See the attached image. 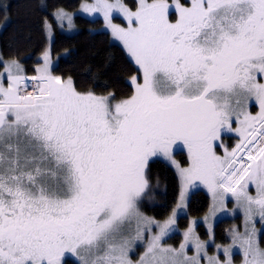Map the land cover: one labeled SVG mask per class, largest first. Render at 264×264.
<instances>
[{
    "label": "snow or ice",
    "instance_id": "snow-or-ice-1",
    "mask_svg": "<svg viewBox=\"0 0 264 264\" xmlns=\"http://www.w3.org/2000/svg\"><path fill=\"white\" fill-rule=\"evenodd\" d=\"M84 10L103 16L137 66L131 94L117 100L112 92L77 91L71 78L49 71L47 49L30 77L15 59L0 60L7 72V86L0 84V264H133L131 242L143 241L145 231L135 264H201L204 245L192 225L179 249L161 243L197 184L212 198L210 216L227 211L228 194L244 214L226 259L205 253L207 264H233V246L242 264H264L252 224L256 215L264 222V0H138L134 11L122 0H96ZM114 11L127 27L112 23ZM26 80L36 82L32 92ZM224 132L239 142L219 155ZM180 147L187 167L172 158ZM160 156L181 181L163 223L139 206L149 161ZM190 241L197 256L184 251Z\"/></svg>",
    "mask_w": 264,
    "mask_h": 264
},
{
    "label": "trees",
    "instance_id": "trees-1",
    "mask_svg": "<svg viewBox=\"0 0 264 264\" xmlns=\"http://www.w3.org/2000/svg\"><path fill=\"white\" fill-rule=\"evenodd\" d=\"M82 1L85 0H0V24L7 19L0 32V55L4 59H17L24 67L25 76H34L38 56L47 44L45 22H51L54 29L51 53L59 57L52 74L71 78L79 92L92 91L97 95L112 92L117 100L127 98L131 94L130 78L138 70L122 47L110 40L108 33L96 31L102 24L99 19L76 16L74 23L78 31L75 34L67 35L58 30L54 11L73 10ZM127 1L134 7V0ZM63 54L66 55L62 57ZM34 84V81L29 82V92L34 90ZM147 180L140 208L149 217L165 219L178 200L177 175L167 163L154 159L149 162ZM209 204L204 192L192 193L180 226L184 228L190 218L204 215ZM180 239L175 235L168 242L176 246Z\"/></svg>",
    "mask_w": 264,
    "mask_h": 264
},
{
    "label": "rangeland",
    "instance_id": "rangeland-1",
    "mask_svg": "<svg viewBox=\"0 0 264 264\" xmlns=\"http://www.w3.org/2000/svg\"><path fill=\"white\" fill-rule=\"evenodd\" d=\"M134 1H135V4H134V7H132L129 4V2H131V1L128 2L127 0H122V2L125 3L133 11L135 10V7H136V4H137L138 0H134ZM110 2H114V0H110ZM95 3H96V0H85V1H82L79 4V6L76 7L75 9H73V10L57 9V10H63V12L67 14L62 19L57 17V10H55L54 13H53V18H54V20H55V22L57 24L58 30L60 32L64 33V34H67V35L75 34L78 31V28L76 27V25L74 23V19H75L76 16H81V17H84V18H87V19H90V20L99 19L102 22V24L96 29V31H103V32L108 33L109 37H110V40L113 43L118 44L124 50L123 45L118 40L114 39V37L112 36L111 30L105 25L103 16L99 12L89 13V12L84 10V6L85 5H92V4H95ZM68 17H71V19L69 20ZM174 18H175V16H174V9H173L172 19L174 20ZM6 23H7V19L2 24H0V32L4 28ZM112 23L118 24V25H120L122 27H127V21L125 20V18L119 12H116V11H114L112 13ZM45 34H46V40H47V44H46L45 50L47 49L49 51L50 60H51V64L49 66V71L52 72V69L57 64V62L59 60V57L53 56L52 53H51V44H52V41L54 39V29H53V25L51 24V22L47 21V28L45 27ZM43 52L38 56L39 63L35 67V75H37V69L40 68L43 65V59H42ZM125 53L128 56L126 51H125ZM65 55L66 54H63L62 57L65 56ZM128 58L131 60V58L129 56H128ZM0 60H2V62H7V61L12 60V59H4L0 55ZM15 60L21 65V67L24 70V67L21 64V62L18 61L17 59H15ZM2 62H0V84H3L6 87L7 86V72L4 71V67H3V63ZM133 64L135 65L134 62H133ZM136 68H137V66H136ZM23 74L25 75V71L23 72ZM26 77H30V76H26ZM62 79L67 80L68 78H62ZM31 81L32 80H26V82H25L26 85H27V91H29V89H30L29 82H31ZM261 82H264V79H262ZM249 111L253 115H255L259 111V108H258V106H255V102L254 101L249 102ZM230 133L231 132H227L226 134L228 135ZM223 135H225V132L222 133V138H223ZM222 140L221 141H217L216 144H217V147L220 146L221 143L223 144V147H221V149H223V153H224V147L226 145H225L224 142H222ZM179 152H183L186 156L183 155V154H179ZM172 158L181 167H187L188 166V154H187V151L185 149H183L182 147L176 148L174 150ZM178 158L179 159L185 158L186 164L184 166H182L181 165V161ZM154 159H159V160L164 161L176 173L177 178H178V182H179V196H178V200H177V203H178L179 199H180L181 181H180V177H179V173H178L177 168L171 163L170 160H167V159H165L162 156L153 157V158L150 159V161L154 160ZM251 186L252 185H250L249 188ZM146 190H147V188L145 189L144 193L142 194V197L144 196ZM196 191H202L208 196L209 201H210L209 208L211 207L212 198H211L210 194L208 193L207 189L203 185L197 184L196 187L189 188L188 192H187V195H186V199L184 201L185 207L177 209V217H176L177 222L173 226V230L170 231L168 233V235L163 237L161 243L164 244L165 246L174 247L176 249H179L180 244L184 242V233H185V231L188 229V227L190 225H192L194 236L196 238H198L204 245L203 249L199 253V259L201 261V264H207V257H212V256H215L217 259H219L221 261H224L226 259L225 255H224V248L233 244L231 230L233 228H236L238 231H243L244 230V214H243V212L241 210L236 208V202L231 197V194H229V195H226V197H225V207L227 208V211H220V212H217L215 215H211L210 216L209 208H208L207 212L204 215H202L201 217H198V218H190L188 220V222H187L186 227L182 228L180 226V224H179L180 218L182 216H186V214H187V204L189 202L190 196H191L192 193H194ZM142 197H141V199H142ZM229 201L231 202V205H228ZM140 202H141V200H140ZM177 203H176V205H177ZM176 205H175V207L173 209H176ZM173 209H172V211H173ZM140 211L142 212L141 208H140ZM172 211L165 219H162V220H158V219H155V218H153V219L163 223L169 216H171ZM142 213L145 216H148L144 212H142ZM206 216L209 217L208 223L211 224V236H209L208 223L205 222V217ZM235 217H239V218L237 219V221H235L234 225H232V227L230 228V231H228V233L226 235V238H227L228 242L221 243L218 240L216 241L215 237H214V233H213L215 225L221 220H224V219L233 220V219H235ZM192 222H195V223L193 224ZM257 222H259L260 224L256 225ZM262 223H264V222H261L260 217H258V215H257V217L253 218L252 224L255 225V228L257 230V234H256L257 235V240L260 242L261 247H264V242L261 243L260 238H259L260 235H261L260 233L262 231V227H261ZM199 225H201V227ZM152 228H153L152 234H155V232H156L155 225H153ZM175 234H180L181 235V239H180L179 243L176 246L173 245L172 242H168V239L173 237ZM134 235H135V231H134V228H133L131 236H134ZM148 236H149V234L147 233V231H145V234H144L145 238H144L143 241L132 240V242H131V251L129 252V258L133 261V264H135V262L137 260H139L140 256L142 255V253H143V251H144V249H145V247L147 245ZM218 245H219V247H217ZM184 251L189 257L197 256V250H196L194 244L191 241L188 243V245H187V247L185 248ZM231 252H232L233 264H242L243 256H242V253L240 252L239 248L236 247V246H233L231 248ZM205 253H207V257L205 256Z\"/></svg>",
    "mask_w": 264,
    "mask_h": 264
},
{
    "label": "flooded vegetation",
    "instance_id": "flooded-vegetation-1",
    "mask_svg": "<svg viewBox=\"0 0 264 264\" xmlns=\"http://www.w3.org/2000/svg\"><path fill=\"white\" fill-rule=\"evenodd\" d=\"M227 132H225V135H223V140L222 142L225 143V147L224 148H227L229 151H231L232 148H234L236 146V144L239 142V136L235 133V132H231L230 134H226ZM219 147V148H218ZM218 154L219 155H223V149H221L220 146H218ZM179 154H183L185 155L183 152H179ZM186 156V155H185ZM179 159V158H178ZM181 161V165L184 166L186 164V160L185 158L183 159H179ZM249 194L250 195H253L255 196L256 195V189H255V186H251L249 188ZM229 195V194H228ZM228 198V197H227ZM188 205V204H187ZM228 205H231V202L229 201L228 202ZM240 217V216H239ZM239 217H235V219L231 220V219H224V220H221L219 221L215 227H214V237H215V240L217 241H220L221 243H225V242H228L227 238H226V235L228 233V231H230V228L232 227V225H234L235 221H237V219ZM257 217V215L255 216ZM259 217V215H258ZM260 224L259 222L256 223V225ZM201 227V225H199ZM222 226V228H221ZM255 226V225H254ZM262 227V231H261V235H260V241L261 243L264 242V223H262L261 225ZM185 228V227H184ZM240 229V228H239ZM217 230H220L219 232H217ZM175 235H179L180 238H181V235L180 234H175ZM174 235V236H175Z\"/></svg>",
    "mask_w": 264,
    "mask_h": 264
}]
</instances>
